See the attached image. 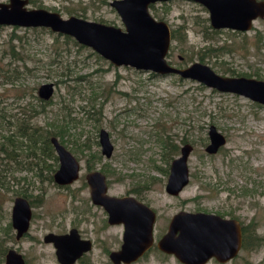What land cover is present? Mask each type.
<instances>
[{"label": "rangeland", "instance_id": "obj_1", "mask_svg": "<svg viewBox=\"0 0 264 264\" xmlns=\"http://www.w3.org/2000/svg\"><path fill=\"white\" fill-rule=\"evenodd\" d=\"M111 1L26 0V7L123 30ZM148 12L184 35L182 43L170 41L165 56L170 64L199 62L221 76L264 80V17L253 20L247 31H212L207 11L198 3L156 2ZM42 83L53 84L46 99L37 93ZM210 125L224 143L207 154ZM100 129L109 136V159L100 154ZM48 133L79 162L80 176L70 185L48 180L58 166ZM183 143L192 148L188 180L170 195L165 192L168 168ZM0 144V247L13 246L27 264H56L52 245L41 238L66 230L71 212L86 215L91 210L82 181L95 169L104 174L110 194L136 192L155 211L156 237L172 214L184 210L234 216L252 224L264 240V105L242 95L177 75L114 66L91 47L48 27L2 25ZM40 192L26 236L13 241V230H7L12 199L18 194L34 199ZM112 231L104 234L112 236ZM82 233L89 235L86 227ZM135 264L180 263L153 250ZM223 264H264V241Z\"/></svg>", "mask_w": 264, "mask_h": 264}, {"label": "water", "instance_id": "obj_2", "mask_svg": "<svg viewBox=\"0 0 264 264\" xmlns=\"http://www.w3.org/2000/svg\"><path fill=\"white\" fill-rule=\"evenodd\" d=\"M167 0H112L109 5L118 14L123 30L112 25L88 21L75 16L59 17L55 12L44 9H25V0H8L0 3V25L16 27H48L52 31L67 34L82 45L91 47L102 58L114 66H128L135 70L149 71L157 75H177L194 80L208 88L221 92L242 95L251 101L264 105V80L247 77H228L216 74L209 66L193 62L183 68L168 64L165 55L170 45V31L162 20H155L148 12L149 5ZM201 4L207 10L209 26L212 29L247 31L257 17H264L263 0H189ZM53 84L42 83L37 89L39 97L46 99ZM207 153H214L224 143L223 136L213 125L207 130ZM102 153L107 156L111 150L108 134L99 130ZM58 158V168L52 175L57 184H69L78 177V163L74 156L54 137L50 138ZM191 146L187 143L169 164L165 192L177 194L188 180L187 158ZM90 187V197L108 213L109 223L123 222V243L116 252L110 253L114 264L129 263L141 256L152 242L153 211L145 204L131 197L105 195L104 176L98 171L85 175ZM134 216V217H133ZM30 210L25 199H14L11 224L15 238H19L28 227ZM127 219L140 223L127 226ZM142 221V222H141ZM141 225V226H140ZM73 231L69 234L44 235L45 242L55 248L56 260L71 264L88 246L86 241L75 243ZM240 228L234 219L202 212L179 210L169 218L166 231L156 241V248L171 254L182 264H204L210 257L223 264L236 256L240 248ZM4 264H24L22 255L9 248L4 254Z\"/></svg>", "mask_w": 264, "mask_h": 264}, {"label": "flooded vegetation", "instance_id": "obj_3", "mask_svg": "<svg viewBox=\"0 0 264 264\" xmlns=\"http://www.w3.org/2000/svg\"><path fill=\"white\" fill-rule=\"evenodd\" d=\"M28 1V0H27ZM168 1V0H167ZM185 1H189V0H185ZM264 1V0H263ZM190 2H193V1H190ZM2 3V2H0ZM8 3V0L6 2H4L3 4H7ZM196 3V2H194ZM199 4V3H198ZM201 5V4H200ZM25 9H37V8H27L26 7V0H25V3L22 5ZM110 6V5H109ZM202 6V5H201ZM204 7V6H203ZM206 10V9H205ZM207 11V10H206ZM207 18H208V13H207ZM83 19V18H81ZM86 20V19H85ZM156 20V19H155ZM208 25H209V21H208ZM2 26V25H0ZM12 26V25H11ZM211 28V27H210ZM215 30V29H213ZM218 30V29H217ZM220 30V29H219ZM230 30V29H228ZM170 31V29H169ZM239 32V31H238ZM170 41H171V38H170ZM168 51H169V48H168ZM167 51V55L169 54ZM166 56V55H165ZM166 59V58H165ZM178 60H182V58L180 56H178ZM166 61L168 62L169 65L173 66V67H176V68H183V67H186V66H175V65H172L169 63V61L166 59ZM153 73V72H152ZM156 74V73H155ZM20 134V133H19ZM53 137V136H52ZM50 138L49 137V141H50ZM55 138V137H54ZM56 139V138H55ZM108 139H109V136H108ZM57 140V139H56ZM209 140V139H208ZM57 142L59 144H61L58 140ZM209 142V141H208ZM2 144V143H1ZM0 144V145H1ZM50 144L52 146V143L50 141ZM98 144H99V148H100V154L105 158V159H109L110 158V155H111V150H110V153L105 156L103 153H102V147H101V144H100V140H99V132H98ZM111 144V143H110ZM185 144V143H183ZM182 144V145H183ZM208 144V143H207ZM62 145V144H61ZM181 147V146H180ZM52 149H53V146H52ZM192 150V148H191ZM54 151V150H53ZM178 153H179V149H178ZM207 154H210V153H207ZM57 156V155H56ZM75 158V157H74ZM76 159V158H75ZM58 160V158H57ZM77 163H78V167H79V162L78 160L76 159ZM58 165H59V162H58ZM58 168V166H57ZM56 168V169H57ZM55 169V170H56ZM55 170L53 171V173L55 172ZM91 171H98L97 169L95 170H90V171H87L84 176H83V179L84 181H82L83 185L87 187V192H88V199H89V207L91 208L90 211H88L85 214H83L82 212L80 211H74V212H71V220L72 222L69 223L70 225L67 227V229L65 230H57L56 232H47V233H53L54 235H65V234H69V231L72 230L73 231V240H76L74 241L75 243L79 242L80 241H86V245L88 246V248L85 250V251H81L79 253V255L74 259V261L71 263V264H114V262L110 259V253L111 252H116L120 249L121 247V244L123 243V233H124V226H125V223L123 222H113V223H109L108 221V213L107 211L104 209V207L100 204H96L92 201L91 197H90V187H89V184L87 183L86 179H85V175L88 173V172H91ZM80 172V167H79V170H78V177L80 176L79 174ZM100 172V171H98ZM52 174H50L51 176V180L53 184L57 185V186H60V187H63V186H67V185H70L71 183H73L74 181H76L78 179V177L72 181L71 183L69 184H64V185H60V184H57L53 181V178H52ZM101 173V172H100ZM102 174V173H101ZM104 176V174H102ZM40 176V174H39ZM104 183H105V195L107 196H114V197H131L133 198L135 201H138V202H141L143 204H145L148 208H150L154 215V219H153V222H152V230H151V235H152V242H151V245L149 246V248L141 255L139 256L136 260L134 261H130L129 263H124L123 261H120L118 264H135L139 261H141L142 259L145 258V260L147 259L148 257V254L149 253H152V251H157L161 254H165L167 256H171V257H174L173 255L171 254H166L164 252H161L159 251L157 248H156V241L158 240V238L166 231L167 229V225H168V222H167V225H166V228L160 232V234L158 235V237L155 236L154 234V230H156V228H154V224L156 222V213L155 211L138 195H136V192L133 193V192H130L129 190L128 191H124L122 192L120 195H112L109 193L108 191V186H107V183H106V179H105V176H104ZM17 197H21L23 199L26 200L27 204H28V207H29V210H30V217H29V221H28V227H27V230L19 237V238H15V229L12 227V222H11V211H12V207H13V203H14V199L17 198ZM40 197H42V194L40 192L39 195L35 196L34 199H29L28 195L26 194H18L16 195L13 199H12V204H11V207H10V215H9V223L7 225V230L8 232L10 231V229L13 230V236H12V240L13 241H18L20 240L22 237L26 236L27 234V231L29 229V224H30V221L32 220L34 214L32 212V206L34 203H39L40 201ZM196 212H202V213H206V214H214V215H218L217 212H206V211H196ZM86 216V217H84ZM220 217H223L221 215H219ZM134 217V216H133ZM170 218V217H169ZM226 218V217H224ZM228 218V217H227ZM230 219H234L238 222V225H239V228H240V235H241V229L247 225L245 224H242L240 222V220L236 219V217L234 216H231ZM169 221V220H168ZM142 222V221H141ZM140 223V221L136 220V219H127L126 220V224L127 226H135ZM141 226V225H140ZM86 227V229L88 230L89 232V235H86V236H83V233H82V229H84ZM117 228V229H116ZM108 229H115V231H112V236L109 235V234H104L105 231H107ZM47 233L43 234L42 238H41V241L43 243H46V244H51L53 249H54V256H55V248L53 246V244L51 242H45L43 240V237L44 235H46ZM9 234V233H8ZM240 246H241V241H240ZM9 248H12L14 249L16 252L17 250L13 247V246H10V247H3L0 249L1 250H4L3 251V258H4V254L5 252L9 249ZM240 250V248H239ZM238 250V251H239ZM1 253V252H0ZM19 253V252H18ZM238 253V252H237ZM21 254V253H20ZM22 255V254H21ZM237 255V254H236ZM175 258V257H174ZM234 258V257H233ZM22 259L24 261V264H27V260L26 258L22 255ZM55 260H56V256H55ZM177 261V260H176ZM178 262V261H177ZM207 262H214V263H217V260L213 257H210L204 264H206ZM180 263V262H179ZM56 264H61L59 263L57 260H56ZM182 264V263H180Z\"/></svg>", "mask_w": 264, "mask_h": 264}, {"label": "trees", "instance_id": "obj_4", "mask_svg": "<svg viewBox=\"0 0 264 264\" xmlns=\"http://www.w3.org/2000/svg\"><path fill=\"white\" fill-rule=\"evenodd\" d=\"M151 6V5H149ZM177 30H170V38L172 41H174L175 43H182L184 41V35H182L180 32H176ZM215 31V30H212ZM178 33V34H177ZM180 33V34H179ZM220 48H218L217 50H219ZM208 51V50H207ZM199 60H203V58L200 56ZM50 133L46 134V137H49ZM3 151V150H1ZM0 151V152H1ZM173 151H175V149H173L171 152L168 151V154L165 155L166 158H169ZM5 154V153H4ZM13 154V153H12ZM48 180H51V176H48ZM254 227L252 226V224L245 226L241 229V246H240V250H249L252 248H255L259 245H261L262 238L259 237L258 235H256L254 233ZM4 250L0 249V255L2 256Z\"/></svg>", "mask_w": 264, "mask_h": 264}]
</instances>
